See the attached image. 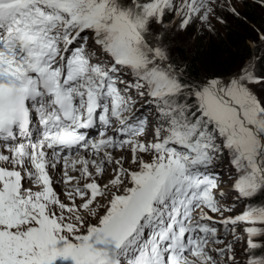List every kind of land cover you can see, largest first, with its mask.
Wrapping results in <instances>:
<instances>
[{"label":"snow or ice","instance_id":"6c2138e0","mask_svg":"<svg viewBox=\"0 0 264 264\" xmlns=\"http://www.w3.org/2000/svg\"><path fill=\"white\" fill-rule=\"evenodd\" d=\"M242 2L0 0V264H264V71L165 42Z\"/></svg>","mask_w":264,"mask_h":264},{"label":"trees","instance_id":"16d2710c","mask_svg":"<svg viewBox=\"0 0 264 264\" xmlns=\"http://www.w3.org/2000/svg\"><path fill=\"white\" fill-rule=\"evenodd\" d=\"M241 18L232 15V19L225 23L226 39H195L197 42L191 55L187 48L180 47L175 60L183 63L189 76L200 79L209 76H225L238 69L252 57L255 47L250 41L257 42L259 33L264 32V8L259 7L252 0H245ZM217 35V34H216ZM259 50L263 48L259 44ZM257 46V45H256ZM258 50V51H259ZM259 60L263 61L262 56Z\"/></svg>","mask_w":264,"mask_h":264},{"label":"rangeland","instance_id":"374dc122","mask_svg":"<svg viewBox=\"0 0 264 264\" xmlns=\"http://www.w3.org/2000/svg\"><path fill=\"white\" fill-rule=\"evenodd\" d=\"M250 1V0H248ZM244 2L245 0H243L242 3L238 4L237 5V8L240 9V12L241 14H243V11H244ZM230 17V16H228ZM227 17V18H228ZM201 28H203L202 26H200L199 24H193L192 26H190L187 30L183 31V32H169L166 36H165V42L169 44L170 46V52L172 54V56L175 55L176 57V53L177 51H180L179 48L180 47H186L187 48V52H188V55H191V53L193 52V49L195 48V44H196V38L198 40H204V38H207V39H214V41H218L217 39L219 40H223V39H226L224 34L220 31H224V25L219 23L217 20L214 21V24H213V27H212V30L209 31L205 28V30H201ZM214 29H219L220 31L217 30V35L216 33H213L212 34V31ZM204 33L206 35H204ZM251 44L253 45L254 42L251 41ZM263 48H264V45H262ZM261 55V51L257 50L255 56H252L251 59L247 62H254L256 64V68H257V71H264V57H262L263 61L261 62V60H259ZM239 70L235 71V72H238ZM233 72V73H235ZM231 73V74H233ZM230 75V74H229ZM255 90L257 92H260L261 91V86L260 85H256L255 86Z\"/></svg>","mask_w":264,"mask_h":264}]
</instances>
